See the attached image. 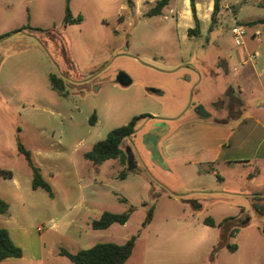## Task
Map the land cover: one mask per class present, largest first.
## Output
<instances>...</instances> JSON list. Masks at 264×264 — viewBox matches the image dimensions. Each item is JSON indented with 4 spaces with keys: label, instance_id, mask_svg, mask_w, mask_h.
Returning a JSON list of instances; mask_svg holds the SVG:
<instances>
[{
    "label": "rangeland",
    "instance_id": "374dc122",
    "mask_svg": "<svg viewBox=\"0 0 264 264\" xmlns=\"http://www.w3.org/2000/svg\"><path fill=\"white\" fill-rule=\"evenodd\" d=\"M67 1L0 0V199L10 205L0 219L8 218L32 251L42 235L38 264H76L60 248L122 244L133 235L126 264H263L264 214L256 205H264V160L193 165L192 158H167L160 148L152 153L139 133L124 139L123 157L94 164L84 153L136 116L135 127L150 116L177 118L173 129L196 106L211 110L219 100L208 122L234 123L244 113L231 108L240 104L231 91L243 68L239 56L264 52V0H223L212 29L210 14L194 36L187 27L195 26L192 0H170L155 16L147 13L157 0H70L82 20L65 24ZM211 1L193 0L197 16L209 12ZM236 25L246 28L243 44L232 32ZM120 72L131 84L117 81ZM261 79V85L252 81L244 107L264 119V73ZM260 139L257 134L251 145ZM20 143L53 196L32 188ZM135 143L130 168L127 148ZM151 207L152 220L143 226ZM129 208L125 224L91 227L103 212Z\"/></svg>",
    "mask_w": 264,
    "mask_h": 264
},
{
    "label": "crops",
    "instance_id": "0c3cea01",
    "mask_svg": "<svg viewBox=\"0 0 264 264\" xmlns=\"http://www.w3.org/2000/svg\"><path fill=\"white\" fill-rule=\"evenodd\" d=\"M214 2L211 1L210 10L205 15L198 12V18L203 22L205 16H209L213 10ZM74 16H76L73 13ZM188 29L191 26H187ZM254 36V34H253ZM257 38V37H256ZM260 40V37H258ZM242 61V69L238 71L231 84L233 97L240 103L231 108L234 112L244 111L240 115H234V123H210L208 119L200 118L194 114L183 118L180 122L164 137L160 143V149L164 151L165 157L174 159L177 156L192 158L190 163L195 165L213 166L219 162L227 163H245L249 161L264 160V119L254 108L246 111L248 98L252 96V81L261 85V76L264 73V52H255V54L239 56ZM251 65L252 68H248ZM252 70V71H251ZM252 74L256 76L252 80ZM261 134V139L255 147L254 138ZM241 154V155H235ZM215 172V171H214ZM6 215V214H3ZM1 221L0 227H6L9 230L12 240L23 249V255L20 258H7L2 264H38L42 262L45 245L40 235L38 251H32L22 241L21 236L15 237L13 230L6 221ZM25 238L28 237L23 232ZM59 252V251H58ZM264 264V263H263Z\"/></svg>",
    "mask_w": 264,
    "mask_h": 264
},
{
    "label": "trees",
    "instance_id": "16d2710c",
    "mask_svg": "<svg viewBox=\"0 0 264 264\" xmlns=\"http://www.w3.org/2000/svg\"><path fill=\"white\" fill-rule=\"evenodd\" d=\"M223 0H214L213 10L211 13V29L216 23V16L221 10V2ZM131 2V1H130ZM170 0H157L155 5L148 11V16H155L162 13V10L169 4ZM192 13L195 20V26L188 29L190 36L198 35L201 33V20L197 16L196 7L192 0ZM82 20L81 16H74L70 7V0L67 1L64 22L65 24H76ZM263 21H260V23ZM3 36H0L2 38ZM55 87H60L59 83L52 79ZM61 88V87H60ZM95 118H91V122L94 123ZM139 117H134L127 125H123L111 130L105 139L96 142L92 148L84 153V157L92 161L94 164H101L109 159H116L125 156V152L122 148V142L127 137V134L132 131L136 126ZM19 151L27 160L29 166L32 169V188L34 190L38 188L45 189L51 196L54 195L52 186L43 177L42 170L38 166L32 153L19 144ZM127 156V155H126ZM5 173V172H4ZM0 175H3V170H0ZM5 175L11 177V171H7ZM264 194V192H263ZM10 205L7 201L0 199V213L7 214L9 212ZM259 212L264 214V205H256ZM133 209L129 208L123 213H113L105 211L97 219L91 221V227L93 229H106L113 223L125 224ZM154 207L149 209L147 217L143 222V226L148 225L153 217ZM205 222L214 224L212 220L206 219ZM136 244V236H131L126 242L114 243V242H101L93 245L87 249H81L77 252H70L65 248H60V255L68 257L76 264H126L130 258ZM228 248L232 251L235 250L234 244H228ZM23 255V249L17 245L11 238L9 230L6 227H0V264L7 258H20Z\"/></svg>",
    "mask_w": 264,
    "mask_h": 264
},
{
    "label": "water",
    "instance_id": "95a60500",
    "mask_svg": "<svg viewBox=\"0 0 264 264\" xmlns=\"http://www.w3.org/2000/svg\"><path fill=\"white\" fill-rule=\"evenodd\" d=\"M1 60H2V56L0 55V64H1ZM117 81L121 84V85H129L131 84L132 80L131 78L126 74V73H123V72H120L117 76ZM220 104L223 102H219ZM218 103V104H219ZM197 113L202 116V117H207L208 114L206 113L205 111V108L203 105H198L197 106ZM150 118H160V117H155V116H150ZM177 118H172L170 120H175ZM168 130H169V126L168 125H160L158 126L157 128H153L151 130H149V132L147 134L144 135V142L146 141L148 143V147L149 149L151 150L152 153H155V151H158L159 152V148H158V142L160 141V139L162 137H164L167 133H168ZM138 130L136 131H133L129 134H127V138H130L132 134L136 133ZM127 153H128V162H129V165H130V168H132V164H133V161H134V154H133V151L131 149L127 150Z\"/></svg>",
    "mask_w": 264,
    "mask_h": 264
},
{
    "label": "flooded vegetation",
    "instance_id": "af4514ba",
    "mask_svg": "<svg viewBox=\"0 0 264 264\" xmlns=\"http://www.w3.org/2000/svg\"><path fill=\"white\" fill-rule=\"evenodd\" d=\"M45 35H46V37H47V39L50 41H53V43H54V40H55V38H54V35L51 33V32H43ZM88 79L87 78H83V79H81V80H76L75 81V83L74 84H82L83 82H86ZM219 102H221V101H216V102H212L211 103V107L213 108V109H211V110H209V109H205V111H206V113L208 114V116L207 117H202V116H200L198 113H197V106L193 109V111H192V114H194L195 116H198V117H200V118H205V119H209V118H211L212 117V115H213V110H215L216 108L218 109V108H221V107H219L218 106V103ZM223 102V101H222ZM205 108V107H204ZM146 120V119H145ZM171 121H174V120H170V119H168V118H150V119H148L145 123H144V121L139 125V126H137V127H134L133 129H132V131L131 132H133V131H136V130H138L136 133H134V134H132V135H135V134H138V136H140V139L138 140L139 142H140V144L142 145V146H144V147H148V143L145 141L144 142V135L145 134H147L148 132H149V130H151V129H153V128H157L158 126H160V125H168L169 126V130H168V132L170 131V129H171ZM144 123V124H143ZM142 125H143V127H142ZM140 127H142V128H140ZM140 128V129H139ZM146 128V129H145ZM143 129H145V130H143ZM130 132V133H131ZM129 134V133H128ZM168 134V133H167ZM166 134V135H167ZM165 135V136H166ZM164 136V137H165ZM164 137H162L161 139H160V141L158 142V148H160V143H161V141L164 139ZM136 139H138V138H136ZM135 142H136V140H135ZM133 146H138V144L137 143H135V144H129L128 145V148H127V150H129V149H131L132 150V148H133Z\"/></svg>",
    "mask_w": 264,
    "mask_h": 264
},
{
    "label": "built area",
    "instance_id": "2783aa9c",
    "mask_svg": "<svg viewBox=\"0 0 264 264\" xmlns=\"http://www.w3.org/2000/svg\"><path fill=\"white\" fill-rule=\"evenodd\" d=\"M232 32L235 36L236 42L239 44H243V38L246 34V28L244 26L236 25L232 28Z\"/></svg>",
    "mask_w": 264,
    "mask_h": 264
}]
</instances>
